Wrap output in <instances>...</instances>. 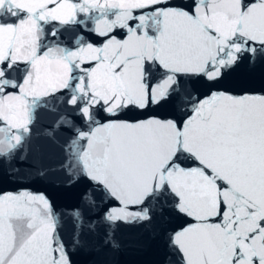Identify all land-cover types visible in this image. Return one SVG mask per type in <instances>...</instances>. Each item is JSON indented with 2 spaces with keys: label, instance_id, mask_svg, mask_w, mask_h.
<instances>
[{
  "label": "snow or ice",
  "instance_id": "obj_1",
  "mask_svg": "<svg viewBox=\"0 0 264 264\" xmlns=\"http://www.w3.org/2000/svg\"><path fill=\"white\" fill-rule=\"evenodd\" d=\"M0 181V264H264V0H0Z\"/></svg>",
  "mask_w": 264,
  "mask_h": 264
}]
</instances>
